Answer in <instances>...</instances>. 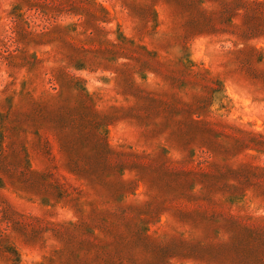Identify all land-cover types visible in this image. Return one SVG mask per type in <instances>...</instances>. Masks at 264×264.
Returning a JSON list of instances; mask_svg holds the SVG:
<instances>
[{
	"label": "rangeland",
	"instance_id": "1",
	"mask_svg": "<svg viewBox=\"0 0 264 264\" xmlns=\"http://www.w3.org/2000/svg\"><path fill=\"white\" fill-rule=\"evenodd\" d=\"M0 264H264V0H0Z\"/></svg>",
	"mask_w": 264,
	"mask_h": 264
}]
</instances>
